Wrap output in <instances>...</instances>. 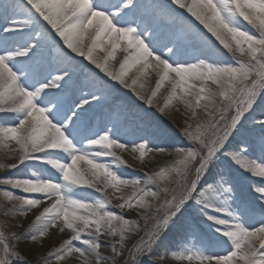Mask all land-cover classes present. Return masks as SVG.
I'll list each match as a JSON object with an SVG mask.
<instances>
[{
	"label": "snow or ice",
	"instance_id": "snow-or-ice-1",
	"mask_svg": "<svg viewBox=\"0 0 264 264\" xmlns=\"http://www.w3.org/2000/svg\"><path fill=\"white\" fill-rule=\"evenodd\" d=\"M122 46L117 69L109 62ZM148 69L158 75L150 94L137 87ZM166 82L155 106L165 114L173 101L184 105L185 144L143 180L125 178L122 153L143 161L165 152L150 145L166 130L121 89L150 108ZM198 110L208 120L194 128ZM0 113L16 121H0V144L19 152L0 169L41 168L0 178L13 202L4 216L16 221L46 202L21 232L0 223V264H33V254L35 264L73 256L78 264H157L173 247L171 256L189 264H264V0H169L147 18L136 0H0ZM172 180L175 187L153 190ZM128 187L115 208L133 218L111 205ZM161 193L171 194L142 227ZM50 229L71 235L34 253Z\"/></svg>",
	"mask_w": 264,
	"mask_h": 264
},
{
	"label": "rangeland",
	"instance_id": "rangeland-1",
	"mask_svg": "<svg viewBox=\"0 0 264 264\" xmlns=\"http://www.w3.org/2000/svg\"><path fill=\"white\" fill-rule=\"evenodd\" d=\"M137 4L141 6V11L146 14V18L148 14L151 13L154 6H167L169 4V0H136ZM181 15L185 17V21L187 23H193L194 18H191L184 10H178ZM195 25L199 28H202V26L198 25V22H195ZM242 26L249 30L254 31L251 26L247 24V22H243ZM206 31V30H205ZM98 55L102 58L105 53L99 52ZM126 55V53L123 51V46L116 51L115 59L111 60L109 63L114 68H119L120 61L123 59V57ZM230 59V58H229ZM136 74V69H132V71L129 73V77H132ZM158 79V75L152 70L148 69L147 73L141 77L140 81L137 84V87L139 88V84L143 83L145 85L144 91L147 94H150L151 90L155 88L156 81ZM169 90V85L167 82L165 85L160 89L157 97L155 98V103L153 106L149 108V106L144 105L143 102L136 101V98L130 93L127 89H121V98L130 102L136 103L138 106H142L145 109H148L147 115L148 117L157 123L161 129L166 130L163 132V134L159 135L158 138L153 139L150 147L156 148V147H162L165 149V152L163 153H157V152H151L147 156H145L144 160L141 161L138 158L134 159L130 153H122L124 158L128 161V164L130 167H120L118 169V174L123 175L125 178H140L141 180L144 179L145 173H153L154 171H158L159 167L166 166L169 164L172 160L176 159L174 155L170 156L169 153L173 151L175 147H181L185 144V139L182 134H180L179 129H182L185 126V120L188 117V114L185 110V107L183 104L173 101V104L169 106L168 111L165 114L159 113V111L156 108V104L163 105L164 103V97L166 96L167 92ZM208 117L205 112L198 110V116L197 118L191 119L190 122L192 123L193 127L195 128V125L197 123L205 124L207 123ZM0 121H6L9 123L14 124L16 121L13 120V114L12 113H0ZM133 136H129L128 139H133ZM14 142L9 143L7 145L0 144V164H13L17 162L19 152L18 151H12V149L16 148ZM138 157V154H137ZM41 171V168L32 162H28L25 165H22L18 169H0V178H3L4 176H11V177H20L25 178L31 173H39ZM255 179V178H253ZM164 184H167L170 188L175 187V181L172 180L171 182L165 181L159 185L153 186V190L155 191L157 187H162ZM86 192H91L92 190L86 189ZM109 194L112 193V190L109 189ZM181 189H177V196H179ZM3 188H0V223H7L8 230H15L17 232L23 231L25 228L28 227L29 223L35 218V215H37L40 211L43 210V207L46 206V202L41 204L39 207L33 208L30 210L26 216L21 217L20 219L13 221L12 217H5L4 212L7 209H10L12 207V203L8 201L3 195ZM132 192V189L130 187L123 189L122 193H116L115 196H113L111 200L112 210L116 212L123 211L126 218H133L136 217V212L128 211L126 209L121 210L118 208H115V205L119 204L121 201L117 198L120 195H129ZM17 195H20L21 193L17 190ZM161 193L159 202L153 200L152 206L153 210L152 212L148 213L149 220H140L141 226L145 227L146 225H150L152 222V218L156 216V207L158 206V203L160 205L163 204V200L165 198V195H170ZM99 195V194H97ZM151 199V198H149ZM18 203V202H16ZM164 212V209L161 207L160 214L162 215ZM18 225L16 227H13V224ZM145 230H147L145 228ZM51 235L50 238L45 240L43 248L39 247V245H33L34 253L39 252L40 254H45L47 251L51 250L53 246L59 245V243L67 238L69 235H71L70 232L65 231L64 233H60L55 229H50ZM137 237L135 235L131 236V239L128 241L129 244H131L132 240H135ZM102 240H114L116 237H107L102 236ZM174 245L178 243V241L172 242ZM178 250L176 248H170L167 251H161V259L157 261V264H189L188 261L184 260H176L171 256V251ZM102 253L105 255H110V251L104 247L101 248ZM216 251H221L220 249H216ZM223 254V252H221ZM33 264H35V261L37 259V256L35 254L31 255L29 257ZM50 264H57L55 260H52ZM59 264H78L77 257H67L64 261L59 262ZM192 264H197V262L193 261Z\"/></svg>",
	"mask_w": 264,
	"mask_h": 264
}]
</instances>
